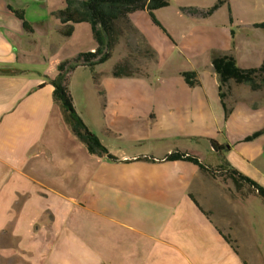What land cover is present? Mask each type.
<instances>
[{"label": "crops", "instance_id": "crops-1", "mask_svg": "<svg viewBox=\"0 0 264 264\" xmlns=\"http://www.w3.org/2000/svg\"><path fill=\"white\" fill-rule=\"evenodd\" d=\"M31 1L0 0V264H264L260 252H247L236 222L246 207L251 218L262 197L238 182L240 195L232 178L194 163L164 160L187 153L264 188V135L246 141L264 128V91L233 81L220 91L212 65L227 55L241 69L262 66L263 0H169L154 19L135 11L131 30L148 56L140 69H125L129 45L120 41L94 72L72 73L78 115L118 162L53 98L57 66L98 49L90 26L74 25L65 37L53 16L65 1L30 12ZM43 1L53 3L33 0ZM219 1L206 18L181 11ZM10 7L23 11L31 32ZM186 72L195 73L194 86Z\"/></svg>", "mask_w": 264, "mask_h": 264}, {"label": "trees", "instance_id": "trees-1", "mask_svg": "<svg viewBox=\"0 0 264 264\" xmlns=\"http://www.w3.org/2000/svg\"><path fill=\"white\" fill-rule=\"evenodd\" d=\"M65 8L54 13L55 17L63 26L62 35L70 37L73 34L74 25L88 24L91 28L93 38L97 43L98 49L95 52H82L74 57L61 62L57 66V76L50 83L54 87L53 98L59 106L62 116L65 120L77 124L85 132L89 140L99 148L110 160L118 162L119 160L109 153V151L100 143L98 138L89 131L81 117L78 115L73 97L69 89V83L72 73L78 67H88L92 72L94 68L106 63L111 58V53L117 43V39L123 37L125 32L133 29L128 15L138 10H147L154 19V11L169 6V0H64ZM223 1L217 2L209 9H199L195 7L181 8L183 14L191 17L206 18L217 11ZM10 10L23 21V26L29 32L32 31L31 25L25 20L23 11H16L10 7ZM256 27L264 28V23L256 24ZM148 53V52H146ZM149 55V54H148ZM213 70L220 80V91L233 81L236 84L248 86L252 91L264 89V63L257 69H241L237 66L232 56H214L212 60ZM120 69L115 73L119 75ZM184 77L190 86L197 83L196 75L193 72L184 73ZM223 101L224 96L221 93ZM225 117L230 115V110L223 102ZM264 135V128L246 138V141H252ZM216 151H224V146H219L212 142ZM140 159H149L141 157ZM165 161H188L199 166L202 170L209 172L213 176L227 175L235 182L245 183L252 187L263 199L264 188L258 185L250 178L244 176L234 169L224 170L209 169L205 167L200 160L187 153L175 151L165 157Z\"/></svg>", "mask_w": 264, "mask_h": 264}, {"label": "rangeland", "instance_id": "rangeland-1", "mask_svg": "<svg viewBox=\"0 0 264 264\" xmlns=\"http://www.w3.org/2000/svg\"><path fill=\"white\" fill-rule=\"evenodd\" d=\"M52 2L53 3H49L48 1H43L42 4H39L38 6H36L34 4L35 2H33V0H32L31 2H28V5H29L28 10L30 12H33L35 10L44 12L46 9L52 7L53 5L59 4V6H60V3L58 0H53ZM259 3H260V0H252L253 7L254 6L259 7ZM261 4L263 5L262 8H264V0L261 2ZM53 16H55V15H53ZM34 27L38 28V27H41V25L39 26V24H37V27H36V25ZM75 38H78V42L83 41L84 40L83 32H80V35L75 37ZM121 38L122 37L117 39L116 44H118L120 41H122L121 43H123V41H124L125 45L126 44L129 45V49H128L129 51L128 50L127 51H128V53H130V54H128L129 55L128 58L130 60V63H125V69H127V70L130 68H132V70H135V68L140 69V66H143L145 60L148 59V58H146L148 56L145 54V49L142 46L143 44L141 43L140 39H138V37L132 33V30H129V31L127 30L125 32L124 38L123 39H121ZM123 50H124V48H123ZM107 64L108 65H105L103 68H111L112 62L110 64L108 62ZM224 88H226V86ZM260 91H264V89H262ZM219 177H223V179L225 181L227 179H229L228 174L227 175L223 174ZM236 185H237L236 188H237L238 194L243 195L245 191H243V189L239 188L238 183ZM245 195H247V194H245ZM220 203L224 204L225 202H220ZM254 204H259V206L257 208H254L253 206L251 207L252 217L250 218V216L247 215L249 207H246V210H247L246 213L238 214V216L236 215V222H237V226H239L241 228L244 226L243 235L246 238H249L250 243H249V246H247V252H252L253 254H255V251L260 252V254L262 256V260L264 262V201L262 198L258 197L257 199H255ZM242 218H244L243 222H242ZM238 221H240L241 223H239ZM249 229H250V231H249Z\"/></svg>", "mask_w": 264, "mask_h": 264}]
</instances>
